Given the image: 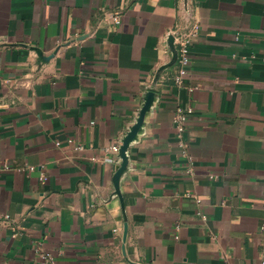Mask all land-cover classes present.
<instances>
[{"label": "crops", "instance_id": "obj_1", "mask_svg": "<svg viewBox=\"0 0 264 264\" xmlns=\"http://www.w3.org/2000/svg\"><path fill=\"white\" fill-rule=\"evenodd\" d=\"M0 166V264H262L264 0H0Z\"/></svg>", "mask_w": 264, "mask_h": 264}, {"label": "built area", "instance_id": "obj_2", "mask_svg": "<svg viewBox=\"0 0 264 264\" xmlns=\"http://www.w3.org/2000/svg\"><path fill=\"white\" fill-rule=\"evenodd\" d=\"M113 21L115 24L120 25L122 22V17L120 13H115L113 14L112 17ZM200 30L199 24L194 25V27L186 34L181 36L179 38V46H178V57H177V72L175 75V80L177 84H181L187 75L190 65H191V51H190V46L192 42L195 41L196 37L198 36ZM192 108H184L182 106L177 107V111L175 114L174 118V124L178 132V136L182 137L184 131H185V124L188 122L189 116L192 113ZM68 142L72 145L75 146L76 149H83V146L81 144H77L76 141L73 138H70ZM59 144V142H57ZM120 144H114L112 145L107 151H110L111 153L115 154L117 158L119 157L120 154ZM183 147V152L185 153L186 151V144L182 143ZM1 167V166H0ZM4 168H8L7 165L4 166ZM28 170L33 171L35 170L34 166H28ZM42 179H46L45 176H42ZM198 202L200 201L197 199ZM9 219V215H6L3 218V222L7 221ZM41 258L45 262H51V264H58L56 261L52 259L51 256L47 254H41ZM262 264H264V261H262Z\"/></svg>", "mask_w": 264, "mask_h": 264}, {"label": "water", "instance_id": "obj_3", "mask_svg": "<svg viewBox=\"0 0 264 264\" xmlns=\"http://www.w3.org/2000/svg\"><path fill=\"white\" fill-rule=\"evenodd\" d=\"M172 40H173V37L170 38L171 43H172ZM173 51H174V56H173V60L171 63L175 64L177 61V57H178V50L173 47ZM38 54L41 55L42 59H46L45 56L42 55V53H39V50H38ZM154 100H155V93L153 91H149L145 95L144 104L141 108V111L139 113V116H138L136 123L132 126L131 130L127 133V135L125 136V138L123 140V143L120 147V154H119V156L122 160V163H121V166L119 167L118 171L115 174L116 182H118L120 175L122 174V172L126 169V167L128 165L127 151H128L129 145L136 138L137 134L139 133L142 125L144 124L146 114L152 108ZM127 233H128V226L125 225L124 235H123L124 242L126 241Z\"/></svg>", "mask_w": 264, "mask_h": 264}]
</instances>
